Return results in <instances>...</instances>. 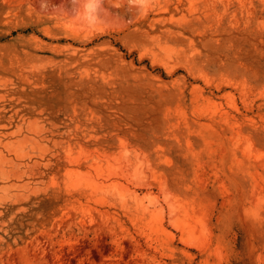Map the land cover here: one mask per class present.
Segmentation results:
<instances>
[{
	"label": "rangeland",
	"instance_id": "374dc122",
	"mask_svg": "<svg viewBox=\"0 0 264 264\" xmlns=\"http://www.w3.org/2000/svg\"><path fill=\"white\" fill-rule=\"evenodd\" d=\"M39 5L0 0V264H264V0Z\"/></svg>",
	"mask_w": 264,
	"mask_h": 264
},
{
	"label": "clouds",
	"instance_id": "9594fccd",
	"mask_svg": "<svg viewBox=\"0 0 264 264\" xmlns=\"http://www.w3.org/2000/svg\"><path fill=\"white\" fill-rule=\"evenodd\" d=\"M126 7L130 12L141 14L150 7V0H126ZM105 12V0H69L67 7L56 8L50 0H40L37 15L71 17L86 29L95 31L106 23Z\"/></svg>",
	"mask_w": 264,
	"mask_h": 264
}]
</instances>
